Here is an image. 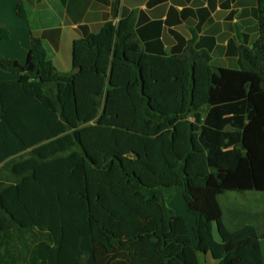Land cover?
Here are the masks:
<instances>
[{
    "label": "trees",
    "instance_id": "16d2710c",
    "mask_svg": "<svg viewBox=\"0 0 264 264\" xmlns=\"http://www.w3.org/2000/svg\"><path fill=\"white\" fill-rule=\"evenodd\" d=\"M257 3L259 35L241 46L238 68L264 96ZM17 12L27 17L21 3ZM9 37L0 27V43ZM0 66L20 73L0 79V164L16 156L11 184L0 183V264H203L202 255L264 264L260 238L235 239L223 222L218 197L230 189L209 183L226 171L238 190L252 187L239 171L258 116L249 97L210 104L220 70L209 52L146 54L127 18L75 40L70 73L56 70L35 35L25 63L0 54ZM10 86L29 110L12 107ZM250 159L264 185V164ZM167 187L182 188L192 227L168 206Z\"/></svg>",
    "mask_w": 264,
    "mask_h": 264
},
{
    "label": "crops",
    "instance_id": "0c3cea01",
    "mask_svg": "<svg viewBox=\"0 0 264 264\" xmlns=\"http://www.w3.org/2000/svg\"><path fill=\"white\" fill-rule=\"evenodd\" d=\"M20 3L25 7L26 18L18 15ZM127 18L132 20L136 37L146 54L172 58L186 53L190 45L197 51L210 53L212 65L220 70L219 74L213 75L211 105L248 97L246 93H234L235 80L243 87L250 86V96L254 93L253 84L257 89L258 79L238 68L241 46H252L259 35L257 0H0V27L10 29L9 39L0 43V54L6 59L25 63L31 36L35 35L41 38L56 70L70 73L73 71L75 40L98 33L108 22L118 23ZM184 65L189 69L188 80L191 81L192 64ZM172 72L176 78L184 77L178 68ZM19 77L18 70L0 66L1 80L15 81ZM7 89L6 93L13 91L11 96L15 105L9 102L10 106L30 109L25 98L21 104L14 86ZM190 120L194 118L190 117ZM250 157L243 160L239 171L240 174L248 171V180L252 182L249 195L246 194L248 188L237 189L234 178L226 171L212 174L209 183L230 189L218 197L223 222L229 232L235 239L260 238L264 254V185L255 169L254 159ZM14 158V155L8 157L0 164V183L7 186L15 176L11 173ZM171 188L165 189L166 196L172 195L169 193ZM177 214L193 226V216ZM201 260L203 264H216L210 255H202Z\"/></svg>",
    "mask_w": 264,
    "mask_h": 264
},
{
    "label": "rangeland",
    "instance_id": "374dc122",
    "mask_svg": "<svg viewBox=\"0 0 264 264\" xmlns=\"http://www.w3.org/2000/svg\"><path fill=\"white\" fill-rule=\"evenodd\" d=\"M237 81L238 80H235V82H233L234 93H239V94L246 93L245 96L250 97L252 101L254 102L257 108V115H258L257 119L255 120L256 122H252L253 124L247 125L248 131L246 135H244L243 137V143H244L245 148L248 150L249 155H251L252 158H255L256 162L258 161L262 165L264 164V129L261 127V123H262V126L264 127V96L262 93V89L261 87H259V85H257V89H256L255 84H253L252 90L254 93L252 94V96H250L251 95L249 94L251 93L249 92L250 86L243 87V85H241L239 82L236 83ZM215 87H216V84H215ZM230 100H233V99H230ZM247 188L248 189L246 191V194L249 195L252 191L249 186H247ZM181 189L182 188L180 187L171 188L169 193L171 192L172 195H169V196L167 195L168 196L167 202L169 205L174 207L177 213H185L187 216L192 217V215L188 213L186 210V206H185L183 194L181 193ZM214 234L216 238L218 239V232H217L216 226H214ZM209 264H212V263H209Z\"/></svg>",
    "mask_w": 264,
    "mask_h": 264
}]
</instances>
